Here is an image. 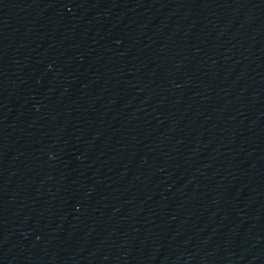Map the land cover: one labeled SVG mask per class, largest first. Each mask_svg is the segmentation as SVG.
<instances>
[{"label": "water", "instance_id": "water-1", "mask_svg": "<svg viewBox=\"0 0 264 264\" xmlns=\"http://www.w3.org/2000/svg\"><path fill=\"white\" fill-rule=\"evenodd\" d=\"M0 264H264V0H0Z\"/></svg>", "mask_w": 264, "mask_h": 264}]
</instances>
